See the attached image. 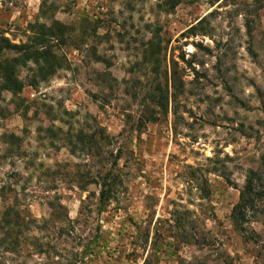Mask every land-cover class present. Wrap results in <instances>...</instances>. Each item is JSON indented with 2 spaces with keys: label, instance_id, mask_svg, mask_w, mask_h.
I'll return each mask as SVG.
<instances>
[{
  "label": "rangeland",
  "instance_id": "1",
  "mask_svg": "<svg viewBox=\"0 0 264 264\" xmlns=\"http://www.w3.org/2000/svg\"><path fill=\"white\" fill-rule=\"evenodd\" d=\"M43 1L0 0L15 44L31 23L75 29L62 69L43 82L23 69L19 105L1 95L0 188L40 221L57 203L81 220L19 253L0 236V264L47 263L33 243L49 241L71 259L98 226L88 264H264V0H46L48 20ZM99 128L115 141L100 154ZM119 147L122 183L99 214L94 175Z\"/></svg>",
  "mask_w": 264,
  "mask_h": 264
},
{
  "label": "trees",
  "instance_id": "2",
  "mask_svg": "<svg viewBox=\"0 0 264 264\" xmlns=\"http://www.w3.org/2000/svg\"><path fill=\"white\" fill-rule=\"evenodd\" d=\"M49 9L51 7H48L47 1L44 0L40 17L46 20L50 19ZM29 28L32 34L29 43L15 44L5 33L0 32V101L3 93H11L15 105H19L20 95L26 87V79L21 77L23 69L31 71L33 75L32 82H43L49 80L57 70L62 69L64 66L66 55H60L59 50L62 48L61 46H65L73 40L75 29L71 25L60 21H54V27L51 30L46 27L45 23L40 22L31 23ZM148 53H151L154 57L158 56V45H153ZM149 62L155 63L157 60L150 58ZM4 113L0 106V118L6 117V113ZM96 131L97 134H94L88 140V142L90 140L93 142L92 146L95 152L100 154L101 140L107 142L109 147L115 145L114 138L105 135L103 129L99 128ZM81 134L79 135L80 140L84 139L83 132ZM11 137L7 138L6 143H11L12 148L6 149V152L2 155L0 154V165L12 159L13 145ZM123 150V147H119L116 155L113 151H107L104 159L106 162L111 161V166L108 169L95 172L94 180L101 187L99 192V214L105 210L106 203L115 195L118 186L122 183L118 164ZM23 196L25 195L23 194ZM243 199L245 200V193L242 194ZM245 208L246 205L240 203L235 207L233 214L237 215ZM50 209L49 218L42 221L38 220L33 217L29 207L22 208L14 184H4L0 188V236L3 238L2 242H7L6 245H8L7 247L10 248L11 252L19 253L32 242L34 235H31L34 232L46 233L47 237L48 235H55L58 239L64 234L69 237L75 236L77 234L75 225L81 219L74 222L72 226L73 222L68 216L66 206L61 203L51 204ZM99 231L100 226H98L94 239L84 243V249L80 253L73 252L74 257L71 259L64 258L65 256L60 248L51 241L40 246L33 243V248L38 253L45 254L47 263L44 264H61L63 260L64 264H88L86 258L92 261L94 255L98 253L101 237ZM144 264H149V261L146 260Z\"/></svg>",
  "mask_w": 264,
  "mask_h": 264
}]
</instances>
